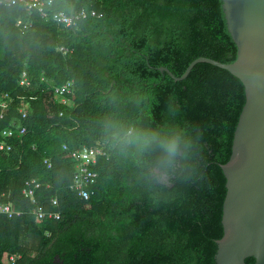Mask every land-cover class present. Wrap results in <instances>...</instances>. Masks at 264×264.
<instances>
[{
  "label": "trees",
  "instance_id": "16d2710c",
  "mask_svg": "<svg viewBox=\"0 0 264 264\" xmlns=\"http://www.w3.org/2000/svg\"><path fill=\"white\" fill-rule=\"evenodd\" d=\"M53 1L52 11L100 17L70 28L22 5L0 6V93L11 99L2 118L0 107V141L12 145L0 151V204L25 211L0 217V264L13 254L17 264H216L221 165L232 155L245 87L208 63L178 82L159 68L181 77L200 57L236 61L223 0ZM68 81L67 105L54 89ZM6 129L17 135L3 139ZM130 130L141 138L128 142ZM64 145L109 150L89 199L70 190L75 161ZM32 179L41 184L37 205L22 193ZM54 198L60 220L31 213L51 209Z\"/></svg>",
  "mask_w": 264,
  "mask_h": 264
},
{
  "label": "water",
  "instance_id": "95a60500",
  "mask_svg": "<svg viewBox=\"0 0 264 264\" xmlns=\"http://www.w3.org/2000/svg\"><path fill=\"white\" fill-rule=\"evenodd\" d=\"M229 32L238 47L233 63L200 57L177 77L185 80L199 63L230 72L245 87L246 103L233 139L232 155L221 165L227 180L223 237L217 241L216 264H264V0H223Z\"/></svg>",
  "mask_w": 264,
  "mask_h": 264
},
{
  "label": "built area",
  "instance_id": "2783aa9c",
  "mask_svg": "<svg viewBox=\"0 0 264 264\" xmlns=\"http://www.w3.org/2000/svg\"><path fill=\"white\" fill-rule=\"evenodd\" d=\"M54 1L53 0H0V6L11 7L13 5H22L28 11H37L45 20H53L56 23L63 25L65 27L75 28L78 21L86 19L88 17H100V15L95 11L82 10L75 14H68L64 11H52ZM17 25L22 27V29H28L32 26V22L25 23L22 19L17 21ZM21 85L29 86L30 82L27 78L26 73L23 75V80ZM55 95L59 98L60 102L63 104H70L69 95L73 94L74 83L73 81H68L63 85L55 87ZM10 96L9 94L0 93V107L2 110L1 118L4 112L10 106ZM23 117L27 116V111L25 109L21 110ZM62 115V114H61ZM26 133L25 128H20L19 135ZM3 139L12 138L17 135V132L13 129H6L2 132ZM12 150V145L6 140L0 141V151H10ZM64 150L68 151L75 161V170L73 173L72 181L70 184V190L77 194L79 197L84 199H89L94 194V188L97 185L99 179V173L96 167L101 159L109 158V150L106 146H82L75 150H70L67 145H64ZM44 164L47 168L51 169L53 164L49 158L45 159ZM41 187V184L36 180L32 179L26 182L23 189V195L30 200L33 205L36 203V190ZM59 200L54 198L52 200L51 209H47L44 206H34L31 213L40 221L43 220H60L61 212L59 208ZM25 211L22 209H15L12 204H0V217L14 218L23 216ZM20 259L19 255H7L5 258L6 264H17Z\"/></svg>",
  "mask_w": 264,
  "mask_h": 264
},
{
  "label": "clouds",
  "instance_id": "9594fccd",
  "mask_svg": "<svg viewBox=\"0 0 264 264\" xmlns=\"http://www.w3.org/2000/svg\"><path fill=\"white\" fill-rule=\"evenodd\" d=\"M126 138H128V142H131L133 139L139 140L141 138L140 134L134 133L133 131H129L126 133ZM168 152L171 155H175L177 152V141L173 140L168 144Z\"/></svg>",
  "mask_w": 264,
  "mask_h": 264
}]
</instances>
